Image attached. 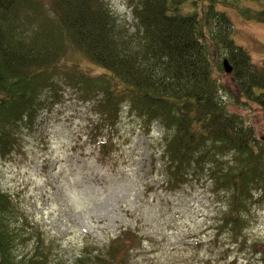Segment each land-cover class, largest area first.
<instances>
[{
  "label": "trees",
  "instance_id": "1",
  "mask_svg": "<svg viewBox=\"0 0 264 264\" xmlns=\"http://www.w3.org/2000/svg\"><path fill=\"white\" fill-rule=\"evenodd\" d=\"M244 1L127 0L131 23L110 0H0V158L34 131L68 85L96 99L104 129L120 132L128 119L148 134L160 124L154 150L162 151L169 191L209 182L220 205L216 237L264 261V243L250 244L246 235L264 204V134L228 104L256 107L264 119V65L237 44L233 22L218 9L231 3L245 19L264 23V10L241 7ZM69 55L101 73L67 65ZM20 217L13 196L0 190V264H49L50 249L18 260ZM136 240L122 233L102 249L86 243L67 264H129L124 256Z\"/></svg>",
  "mask_w": 264,
  "mask_h": 264
},
{
  "label": "rangeland",
  "instance_id": "2",
  "mask_svg": "<svg viewBox=\"0 0 264 264\" xmlns=\"http://www.w3.org/2000/svg\"><path fill=\"white\" fill-rule=\"evenodd\" d=\"M110 2L132 23L127 0ZM226 3L218 9L233 22L235 41L264 65V23L245 19ZM263 4L246 0L241 7L259 11ZM73 62L92 75L101 73L84 57L69 55L67 65ZM95 101L65 85L34 131H24L14 152L0 158V190L12 195L21 210L19 261L50 249L49 264L72 263L86 243L102 249L122 233H132L138 240L124 256L129 264H264L259 254L237 251L226 236L216 237L213 219L220 205L209 182L169 191L162 151L154 150L163 134L160 124L148 134L128 119L120 132L104 129ZM228 104L248 119L258 137L264 134L256 107L239 109L230 98ZM257 211L246 234L250 244L264 243V204Z\"/></svg>",
  "mask_w": 264,
  "mask_h": 264
},
{
  "label": "water",
  "instance_id": "3",
  "mask_svg": "<svg viewBox=\"0 0 264 264\" xmlns=\"http://www.w3.org/2000/svg\"><path fill=\"white\" fill-rule=\"evenodd\" d=\"M224 69L226 71V74L231 75L233 73V66L228 60L224 61Z\"/></svg>",
  "mask_w": 264,
  "mask_h": 264
}]
</instances>
